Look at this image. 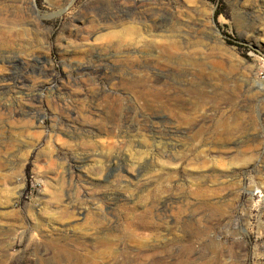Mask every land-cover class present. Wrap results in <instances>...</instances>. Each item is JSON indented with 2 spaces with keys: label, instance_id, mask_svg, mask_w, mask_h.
<instances>
[{
  "label": "rangeland",
  "instance_id": "rangeland-1",
  "mask_svg": "<svg viewBox=\"0 0 264 264\" xmlns=\"http://www.w3.org/2000/svg\"><path fill=\"white\" fill-rule=\"evenodd\" d=\"M0 112V264H264V0H0Z\"/></svg>",
  "mask_w": 264,
  "mask_h": 264
},
{
  "label": "bare ground",
  "instance_id": "bare-ground-1",
  "mask_svg": "<svg viewBox=\"0 0 264 264\" xmlns=\"http://www.w3.org/2000/svg\"><path fill=\"white\" fill-rule=\"evenodd\" d=\"M62 1V0H61ZM121 1V0H120ZM109 2V1H108ZM111 4V3H110ZM123 4L125 5V3L123 2ZM133 4V3H132ZM128 5V4H127ZM126 5V6H127ZM130 5V4H129ZM136 5V4H135ZM132 6V5H130ZM121 7V6H120ZM128 7V6H127ZM134 7V6H133ZM136 7V6H135ZM138 8V7H137ZM143 9V8H142ZM153 9V8H151ZM137 10V9H136ZM141 10V9H140ZM163 10V9H162ZM167 10V9H166ZM151 11V10H150ZM161 11V10H160ZM125 12V11H124ZM128 12V11H127ZM152 12V11H151ZM192 12H195L193 9H184L183 10V13H182V17L176 21L177 23V33H178V36H182L181 35V32L182 30L186 29L188 31H190V35H187L186 37V40H183V41H172L170 42V44L168 45V48L171 50V51H174V53L176 52V55H179L178 56V63L180 65H185L183 63V60H184V55L182 53L183 51V48L184 46L186 47V49H188L193 55H201L202 56V49L203 48V45H204V37H203V31L201 30L202 26H198V22L196 21V18H194L191 13ZM135 13V12H134ZM166 13V12H164ZM145 14V13H144ZM143 14V15H144ZM148 15V14H147ZM154 15V14H152ZM155 19V18H154ZM148 20V19H147ZM254 21V20H253ZM13 24L16 23L15 20H12L11 21ZM171 23V22H170ZM152 25V24H151ZM186 32V31H185ZM136 33V34H135ZM206 33V32H205ZM135 36H139V34L137 32H130L128 31L127 33H125L123 36H127V35H134ZM220 34V33H219ZM123 38V37H122ZM120 38V39H122ZM138 38V37H137ZM183 38V36H182ZM219 40V38H217ZM125 40V39H124ZM181 42V43H180ZM223 45V44H222ZM168 49V50H169ZM169 52V51H167ZM187 57V56H186ZM203 59H200V60H196L194 62H192L191 64L189 63L188 66H186L185 68L182 67V69H184L185 73H189L191 75H194L196 78H201L203 80V82H201V84H199L200 86L203 87V89H209V88H212L213 91H216V89L218 90V85L216 83H214V74L212 73V70L210 69V66L208 65V63L202 61ZM205 60V58H204ZM109 65V64H108ZM79 70V69H78ZM98 70V69H97ZM13 73V72H12ZM81 75V74H80ZM157 77V76H156ZM82 80V79H81ZM133 80V78H132ZM77 81V80H76ZM134 81V80H133ZM158 81V80H157ZM216 82V81H215ZM242 83V82H241ZM129 84V83H128ZM261 85V84H259ZM221 86V85H220ZM138 87V86H137ZM237 88V87H236ZM156 89V88H155ZM139 90V89H138ZM3 91V90H2ZM140 91V90H139ZM5 92V91H3ZM262 92V91H261ZM132 93V92H131ZM138 93V92H137ZM237 93V92H235ZM3 94V93H1ZM149 94V93H148ZM258 94V93H257ZM252 95V94H251ZM80 96V95H79ZM134 97V96H133ZM138 97V96H137ZM144 99V97H143ZM147 99V98H146ZM217 101V100H216ZM216 101H207V102H203L204 105L206 106H209V107H218L220 105L219 102H216ZM224 101V100H223ZM244 102H248L250 103V107L247 106L246 104L244 105V110L242 112H240L234 119H233V123H236L237 121H241L242 124L244 125V130L245 131V135L248 134V129H249V125H250V121L255 117L253 116V113L252 112L253 110V106H255L254 104L257 103V97L256 96H251L250 98H246L244 100ZM108 104V103H107ZM116 104V103H115ZM3 105V104H2ZM2 107V106H1ZM4 107V106H3ZM2 107V108H3ZM6 107V106H5ZM6 109V108H5ZM246 109V110H245ZM242 110V109H241ZM4 111V110H3ZM2 111V112H3ZM8 111V110H6ZM245 111V112H244ZM0 112V113H2ZM5 112V111H4ZM95 113V112H94ZM97 113V112H96ZM103 113V112H102ZM107 113V112H106ZM10 114V113H9ZM128 114V113H127ZM5 115V114H4ZM20 116V115H19ZM78 116V115H77ZM93 116V115H92ZM100 116V115H99ZM15 117V115H14ZM6 118V117H5ZM18 118V117H17ZM263 118V117H262ZM1 119V118H0ZM10 119V118H9ZM19 119V118H18ZM17 119V120H18ZM85 119V117H84ZM93 119V118H92ZM100 119L102 120H105L103 117H102V114L100 116ZM112 121V120H111ZM93 122V120H92ZM95 123V122H94ZM98 123V122H97ZM85 124V123H84ZM111 124V123H110ZM91 125V124H90ZM83 128V127H82ZM87 130V128H86ZM255 130V129H254ZM83 131V130H82ZM91 131L92 133H95L93 130H89ZM256 131V130H255ZM102 134V133H101ZM90 136V135H89ZM167 206V205H166ZM166 208V207H165ZM164 208V209H165ZM163 209V208H162ZM166 210V209H165ZM83 211V208H78V213H82ZM161 211V209L159 210ZM165 212V211H164ZM166 214V213H165ZM163 215V214H162ZM162 217V216H161ZM141 219V218H140ZM140 219H138V221L135 223V226L137 228H148V224L144 221H140ZM150 224V223H149ZM93 230V229H92ZM91 238V237H90ZM90 244V243H89ZM244 244H239V243H236L235 244V247L239 248V249H243V246ZM85 246V245H84ZM87 249V248H85ZM136 254V253H135ZM122 261V260H121ZM126 261V260H125ZM120 262V261H119ZM118 262V264H119ZM147 262V261H146ZM138 263V262H137ZM140 264V263H139Z\"/></svg>",
  "mask_w": 264,
  "mask_h": 264
},
{
  "label": "trees",
  "instance_id": "trees-1",
  "mask_svg": "<svg viewBox=\"0 0 264 264\" xmlns=\"http://www.w3.org/2000/svg\"><path fill=\"white\" fill-rule=\"evenodd\" d=\"M210 1H212V2H216L217 0H210ZM222 12H221V10L219 9V10H217V12H216V19L220 16V14H221Z\"/></svg>",
  "mask_w": 264,
  "mask_h": 264
}]
</instances>
